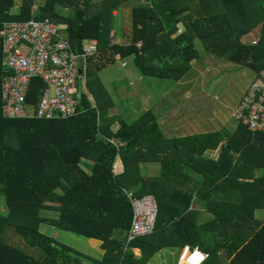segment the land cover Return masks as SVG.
Instances as JSON below:
<instances>
[{
    "label": "trees",
    "instance_id": "1",
    "mask_svg": "<svg viewBox=\"0 0 264 264\" xmlns=\"http://www.w3.org/2000/svg\"><path fill=\"white\" fill-rule=\"evenodd\" d=\"M15 1L0 0V28L48 17L67 25L74 51L93 39L98 52L85 71L93 102L82 93L79 114L10 117L2 111L0 40V264H90L85 258L150 264L156 251L185 243L207 252L202 264H264V219L253 213L264 208V132L239 122L237 134L223 129L166 137L152 111L130 124L118 121L112 132L114 119L105 112L110 99L91 67L113 61L114 54L133 56L143 76L175 80L200 56V38L206 50L257 75L264 67V0H138L130 7V36L119 44L109 41L113 11L132 0H19L13 12ZM178 23L183 30L170 37ZM259 24L255 42L241 39ZM40 86L42 80L32 78L27 101L36 100ZM219 144L218 157H209ZM116 155L118 174L112 171ZM145 163H156L158 174L149 175ZM129 193L152 194L157 202L152 230L131 239ZM195 197L211 217L198 218L199 207L190 204ZM41 223L96 239L101 258L38 230Z\"/></svg>",
    "mask_w": 264,
    "mask_h": 264
},
{
    "label": "rangeland",
    "instance_id": "2",
    "mask_svg": "<svg viewBox=\"0 0 264 264\" xmlns=\"http://www.w3.org/2000/svg\"><path fill=\"white\" fill-rule=\"evenodd\" d=\"M143 1V0H142ZM20 1L16 0L12 11H17ZM138 3V0L126 2L113 11L115 19V38L124 42L125 35L130 36V7ZM126 6V7H124ZM124 7V8H122ZM176 31L170 37H174L183 30V26L178 23ZM259 27H255L241 39L252 42L257 39ZM198 54L197 58H190L188 69L178 79L159 78L152 76H142L137 66L134 64L132 57H127L125 66L120 65L119 56L117 60L108 62L107 68L99 72L103 79L108 78L115 72H129V67L134 69L131 74L122 78L120 85L115 83V93L112 104L107 109L109 116L127 119H139V117L152 111L162 115L157 121L161 124L165 136H183L188 134L206 133L212 131H222L225 129L230 134H235L238 123L240 122L237 104L244 93L246 87L250 85L252 78L255 76L254 71L242 66L231 60L220 57L215 52L208 51L204 48L200 38H195ZM95 72V71H94ZM98 72V71H97ZM133 78V79H131ZM132 80V85L128 80ZM249 81V83H248ZM246 85V86H245ZM245 87V88H244ZM83 94L87 95L93 102L91 94L81 89ZM135 96V99L134 97ZM95 103H93V106ZM110 110V111H109ZM236 133V134H237ZM224 138L221 144H225ZM221 144L216 149L207 151V155L216 159L222 148ZM221 146V147H220ZM233 155V152H231ZM149 175H157L159 166L146 167ZM191 175V174H190ZM196 178L195 175H191ZM190 176V177H191ZM192 207H199V219L209 218L212 214L202 203L201 197L191 199ZM3 209L0 200V210ZM258 218L264 217L263 209H256ZM54 215L48 212L47 216ZM38 230L48 233L76 249H79L95 258H101L103 249L98 246V241L74 232L56 228L53 225L41 223ZM136 254L138 249L134 250ZM177 247H164L155 252L150 259V264H175L177 258ZM88 263L93 264L91 260Z\"/></svg>",
    "mask_w": 264,
    "mask_h": 264
},
{
    "label": "built area",
    "instance_id": "3",
    "mask_svg": "<svg viewBox=\"0 0 264 264\" xmlns=\"http://www.w3.org/2000/svg\"><path fill=\"white\" fill-rule=\"evenodd\" d=\"M65 23L48 17L4 22L0 28L3 76V114L41 119L69 118L79 114L78 93L86 85L85 71L97 55L96 41L84 39L81 51L72 49ZM109 41L113 37L110 33ZM138 47L141 41L137 42ZM117 56V55H116ZM125 62H122L124 64ZM32 78L42 80L36 100L27 101ZM240 123L250 131L264 132V67L252 78L237 104ZM131 197L133 219L128 239L152 230L157 212L152 194ZM206 252L186 245L179 264H201Z\"/></svg>",
    "mask_w": 264,
    "mask_h": 264
},
{
    "label": "crops",
    "instance_id": "4",
    "mask_svg": "<svg viewBox=\"0 0 264 264\" xmlns=\"http://www.w3.org/2000/svg\"><path fill=\"white\" fill-rule=\"evenodd\" d=\"M256 27H259V30H260V24L258 25V26H256ZM255 28V27H254ZM115 36V35H114ZM258 36H259V32H258ZM258 36H257V39H258ZM256 39V40H257ZM255 40V41H256ZM255 41H252V42H255ZM122 42V41H121ZM120 41H118V38H115V43H121ZM245 42H248V41H245ZM115 55L116 54H114V56H113V59L114 60H117V58L118 57H115ZM118 55V54H117ZM119 56V55H118ZM128 57H132V59H133V56H128ZM126 58L127 57H125V58H121V57H119V59H120V65L121 66H125L126 64H127V62H126ZM122 62H125L124 64H122ZM107 65H108V63H106V64H104L102 67H100V68H95L94 66H93V63L91 64V67H92V69H93V74H94V81L95 80H97V83L99 84V85H101V87L103 88V90L106 92V94L108 95V97H109V101H110V103H111V100L113 99V95H114V93H115V89H112V88H114L115 87V83H117V84H119L120 85V83H121V79L122 78H125V77H127V75H129V74H131L132 76H133V74H134V72H133V70L132 69H134L133 67H129V72H115V73H113L112 75H109L108 76V78H106V79H103L102 78V76H100L99 75V72H101L102 70H104L105 68H107ZM137 68V67H136ZM138 69V68H137ZM95 71V72H94ZM98 71V72H97ZM255 73V72H254ZM142 75V74H141ZM143 76V75H142ZM131 79H133V78H131ZM131 79H129L128 80V84H131L132 85V80ZM248 83H249V81H248ZM121 86V85H120ZM246 86V85H245ZM245 88V87H244ZM83 89L85 90V92H88V94H90L89 93V91H88V88H87V86L86 85H84L83 86ZM132 97H134V99H135V96H132ZM112 103H113V100H112ZM111 103V104H112ZM111 104H109V105H111ZM113 104H112V107L110 108V110L113 108ZM110 106H108L107 107V109L109 108ZM107 109H106V113H107ZM109 110V111H110ZM109 115H111V114H109V112L107 113V117L109 116ZM154 115H155V117H156V119H159L160 117H162V115H160V114H158V113H154ZM112 117H113V119H114V121L109 125V128H110V130L112 131V132H114L117 128H118V121H125L126 123H128V124H130V123H133L134 121H136L135 119H125V118H120V117H115L114 115H112ZM157 123L159 124V121H157ZM159 126H160V128L162 129V127H161V124H159ZM163 131V130H162ZM164 133V132H163ZM188 135H190V134H188ZM183 136H185V135H183ZM167 137V136H166ZM168 137H170V136H168ZM145 166L146 167H149V168H151V167H156L157 166V164L156 163H145ZM122 170V162H121V159H120V157H119V155H116L115 157H114V160H113V162H112V171H113V173L114 174H118V173H120V171ZM147 170V169H146ZM149 174V173H148ZM256 209H263L264 210V208H256ZM256 209H254V211H253V213H254V216L256 217V218H258L257 217V215H256V212L258 211V210H256ZM258 219H264V217L263 218H258ZM96 240V239H95ZM135 249H138V251H139V248L138 247H135L134 248V250ZM163 249V248H162ZM161 250V249H160ZM139 254V253H138Z\"/></svg>",
    "mask_w": 264,
    "mask_h": 264
},
{
    "label": "clouds",
    "instance_id": "5",
    "mask_svg": "<svg viewBox=\"0 0 264 264\" xmlns=\"http://www.w3.org/2000/svg\"><path fill=\"white\" fill-rule=\"evenodd\" d=\"M116 55H117V54H116ZM116 55H115V56H116ZM117 56H118V55H117ZM80 93H81V97H82V93H83V92L81 91V89H80ZM185 245H186L188 248L196 247L198 250L203 251V252H206L205 250L199 248V247L196 246V245H194V246H189L188 244L185 243V244H183V245L179 248V250H178V256H177V259H176V264H179V263H178V259H179L178 257H179L180 252L182 251V248H183ZM206 253H207V252H206ZM206 255H207V254H206ZM205 257H206V256H205ZM205 257H204V259H205ZM204 259H203V262H204ZM203 262H202V263H203ZM202 263H201V264H202Z\"/></svg>",
    "mask_w": 264,
    "mask_h": 264
},
{
    "label": "water",
    "instance_id": "6",
    "mask_svg": "<svg viewBox=\"0 0 264 264\" xmlns=\"http://www.w3.org/2000/svg\"><path fill=\"white\" fill-rule=\"evenodd\" d=\"M78 99H79V104L81 106V104H82V97H81V93L80 92L78 93Z\"/></svg>",
    "mask_w": 264,
    "mask_h": 264
}]
</instances>
